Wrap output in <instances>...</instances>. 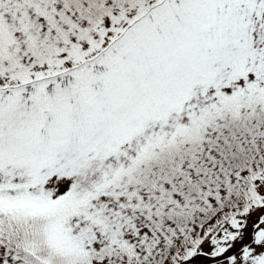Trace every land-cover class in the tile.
<instances>
[{
  "label": "rangeland",
  "instance_id": "1",
  "mask_svg": "<svg viewBox=\"0 0 264 264\" xmlns=\"http://www.w3.org/2000/svg\"><path fill=\"white\" fill-rule=\"evenodd\" d=\"M25 7V1L0 0L3 46L10 43L12 34H18L20 42L28 34L40 38L42 26L35 28L30 20L25 21ZM124 8L123 14L108 25L110 33L101 35V40L106 36L111 40L104 48L97 43L96 53L105 51L97 61L85 64L87 46L80 43L71 52L73 64L61 54L66 48L56 45L36 60L22 59L0 67V82L7 86L5 90L0 86V206L6 205L9 213L27 222L37 218L29 212L32 205L54 213L51 221L55 231L46 239L26 241L33 247L29 249L48 253V264L61 263L64 256L65 264H82L77 262L81 259L74 260L68 254H99L105 247L150 258L182 239L187 242L185 253L177 252L172 261H182L185 255L190 258L198 250L227 252L242 239L253 210L264 204V188L260 187V193L233 220V235L214 245L213 232L206 235L195 223L165 230L153 221L144 208L151 202L146 188H137L142 176L127 170L138 157L185 139L192 124L189 120L196 114L206 111L218 118L224 101L219 91L224 96L233 94L244 114L250 116V130L257 138L264 137L263 108L259 106L264 95V0H133ZM238 9L241 17L236 20ZM216 14L236 32L240 26L241 35L256 34L259 40L252 49L258 53L259 63H247L246 75L233 81L229 72L233 64L227 69L225 58L219 56L230 55L232 45L226 41L222 44L218 37L226 38L227 30L215 34L219 32ZM210 15L215 23L209 20ZM212 48L216 54L211 57H215L204 60L203 66L209 69L215 64L224 79L215 88L211 85L196 94L194 82L203 72L193 66L195 53H210ZM80 60L82 63L76 64ZM31 98L41 101L37 112L40 129L36 131L40 139L36 144L30 134L31 130L35 133L34 125L19 112L20 104L31 103ZM21 119L24 123L19 125ZM184 122L187 127L178 125ZM59 135L69 142L53 151L52 142ZM203 137H207L205 130ZM20 143L24 152L34 148L37 153L28 151L22 163L8 162L12 148ZM12 218L4 217L0 223ZM255 222L250 245L219 264H264V217ZM220 234L219 238L223 236ZM124 254L121 252L125 260L130 258ZM105 258L91 259V263L125 264L124 259L108 263ZM11 264L19 263L13 259ZM195 264L210 261L200 259Z\"/></svg>",
  "mask_w": 264,
  "mask_h": 264
},
{
  "label": "trees",
  "instance_id": "2",
  "mask_svg": "<svg viewBox=\"0 0 264 264\" xmlns=\"http://www.w3.org/2000/svg\"><path fill=\"white\" fill-rule=\"evenodd\" d=\"M131 1L133 0H32L27 8V19L30 20V26L31 24L35 28L42 26L40 38L28 34L24 35L20 42L18 34L16 37L12 35L10 43L4 46L0 44V67L20 62L22 59L36 60L41 53H46L47 48L56 45L66 48L72 56L71 52L81 41L87 46V52L83 55L85 64L99 60L105 51L102 50L97 54V43L104 48L111 40H101V35L111 24L113 17L120 15L122 13L120 10ZM208 17L209 20L214 18ZM216 21L217 23L214 20L211 22L219 25V32L227 30L229 33L228 40L232 44L230 55L219 56L225 58L228 63L227 69L233 64L229 68L230 80L233 81L246 75L247 63L249 65L259 63L258 53L252 51L259 44V40L256 34L254 37L242 39V36L247 35L240 34V26L236 32L225 20L217 18ZM237 34L240 37H237ZM91 41L95 42L94 46L90 45ZM225 41L228 43L227 38ZM195 54L196 61L193 66L198 72L205 74L202 73L195 79L194 85L198 94L203 88L209 89L211 85L215 88L221 84L219 80H223L224 76L223 72L213 67L215 64L209 69L203 66L204 60H213L212 57H215V55L211 57L212 54H216L215 48L210 53L199 51ZM29 64L34 63L29 62ZM2 85L0 82V86ZM6 88L7 86H2V90ZM222 94L223 92L219 91L218 95L224 101L219 106L218 118L209 116L204 111L189 120L192 122L189 126L185 122L179 123L180 127L188 126L185 139L180 138V142H172L177 143L173 146L162 147L156 152L138 157L137 163H133L127 169L128 173L142 176L137 188H146L151 202L145 204L144 208L149 214L151 213L153 221L163 225L165 230L195 223L206 235L213 232L214 245L224 243L233 235V220L239 217L244 205H250L260 193L259 188H264V137L257 138V135L250 130L251 127L247 122L250 116L244 114L233 94L229 96ZM31 99V103L20 104L19 112L27 115L28 123L34 125L35 133L31 130L30 134L33 139L35 138L36 144V139L38 141L40 139V134L37 135L36 131L40 129L37 112L41 101L38 103L37 99ZM19 100L17 98L18 103ZM259 106L263 108V111L261 110L263 113L260 115L263 117L264 95ZM41 109L45 111L47 108L43 106ZM9 120L11 122V119ZM23 121L21 119L18 124L22 125ZM261 127L264 129V120ZM204 130L207 134L206 138L203 137ZM16 134L21 136L20 132ZM204 139L206 140L203 141ZM16 148L21 151L22 144L12 148L13 154L17 152ZM22 156H25V152ZM137 188L134 189V193L137 192ZM11 215L13 216L11 221L0 223V245L4 248L0 246V264H11L13 259L19 264H48L45 260L48 254L37 251L33 253L28 247L21 248L20 244L26 243L38 229L46 228V225L51 223L50 218L38 217L34 218L33 222H27L0 208V220ZM218 233H222L220 235L223 236L219 238ZM240 236L238 235L239 238ZM184 244L187 242L183 239L179 243L169 244L150 258L133 256L129 250L126 253L123 251L125 256L130 257L124 259V263L175 264L177 261L172 259L177 252L183 251ZM119 255L122 256L121 253ZM53 263L61 264L55 261Z\"/></svg>",
  "mask_w": 264,
  "mask_h": 264
},
{
  "label": "water",
  "instance_id": "3",
  "mask_svg": "<svg viewBox=\"0 0 264 264\" xmlns=\"http://www.w3.org/2000/svg\"><path fill=\"white\" fill-rule=\"evenodd\" d=\"M263 215H264V206H261L250 217L249 222H248V224L246 226V229H245L244 237H243L242 241L240 242V244L236 248H234L232 251H230L229 253L221 256L220 258H212V257H210L211 260L214 263L222 262V261H225V260L233 257L234 255H236L240 251H242L248 245V243L250 241V228L254 225L255 220L258 217L263 216ZM204 255L205 254H203V253L198 254V255L194 256L191 260H188V261H186V262H184L182 264H191L195 259H197V258H199L201 256H204Z\"/></svg>",
  "mask_w": 264,
  "mask_h": 264
}]
</instances>
